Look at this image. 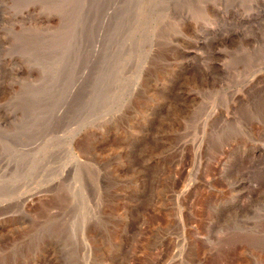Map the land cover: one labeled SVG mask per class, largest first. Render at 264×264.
I'll list each match as a JSON object with an SVG mask.
<instances>
[{"label":"rangeland","instance_id":"obj_1","mask_svg":"<svg viewBox=\"0 0 264 264\" xmlns=\"http://www.w3.org/2000/svg\"><path fill=\"white\" fill-rule=\"evenodd\" d=\"M0 264H264V0H0Z\"/></svg>","mask_w":264,"mask_h":264}]
</instances>
